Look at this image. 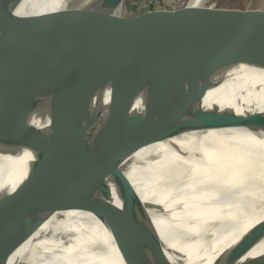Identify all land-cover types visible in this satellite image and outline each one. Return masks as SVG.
I'll list each match as a JSON object with an SVG mask.
<instances>
[{
  "label": "water",
  "instance_id": "water-1",
  "mask_svg": "<svg viewBox=\"0 0 264 264\" xmlns=\"http://www.w3.org/2000/svg\"><path fill=\"white\" fill-rule=\"evenodd\" d=\"M20 13L21 0H0V142L35 152L25 194L0 195V264L44 222L88 204L80 194L101 175L103 185H135L121 171L139 148L188 130L249 126L264 129V111L238 112L201 102L218 69L241 63L264 67V5L238 6L203 0H88ZM73 33L128 45L145 63L144 73L102 62L116 76L108 100L94 108L80 103L48 110L47 126L33 122L36 92L54 80L78 75L93 87L111 85L96 74L64 68L54 78L42 67ZM199 61H203L199 63ZM35 78H32L33 75ZM119 77V78H118ZM216 83V84H214ZM202 172V163L198 164ZM110 186V185H109ZM255 207L264 203L257 199ZM260 208V207H259ZM264 237V218L214 262L264 264V251L243 255ZM126 264H175L162 240L123 255Z\"/></svg>",
  "mask_w": 264,
  "mask_h": 264
},
{
  "label": "bare ground",
  "instance_id": "bare-ground-1",
  "mask_svg": "<svg viewBox=\"0 0 264 264\" xmlns=\"http://www.w3.org/2000/svg\"><path fill=\"white\" fill-rule=\"evenodd\" d=\"M70 0H21L20 13L69 5ZM203 0H193L200 3ZM264 3V2H263ZM43 70L57 79L76 67L111 85L90 87L78 75L54 80L36 92L33 122L47 126L48 110L108 100L116 76L102 62L144 73L132 47L88 33H73L56 46ZM203 61H199L202 63ZM201 104L238 112L264 111V67L238 64L218 68ZM34 74L32 78H35ZM119 78V77H118ZM214 83V84H216ZM35 152L0 142V195L25 194L32 180ZM202 163V172L198 164ZM121 171L135 185L105 187L101 175L79 196L88 204L47 220L11 255L7 264H126L123 255L162 240L175 264H232L222 257L264 218V129L231 126L188 130L145 145L129 154ZM264 251V237L241 260Z\"/></svg>",
  "mask_w": 264,
  "mask_h": 264
},
{
  "label": "rangeland",
  "instance_id": "rangeland-1",
  "mask_svg": "<svg viewBox=\"0 0 264 264\" xmlns=\"http://www.w3.org/2000/svg\"><path fill=\"white\" fill-rule=\"evenodd\" d=\"M88 0H73L72 3L75 4H81V3H85ZM134 0H126L124 3V7L123 10L126 8V6L128 4H130L131 2H133ZM212 1H216L218 3H226V4H233V5H238V6H260V5H264V0H212ZM128 11V6L127 9ZM125 11V10H124ZM167 244H165L166 246Z\"/></svg>",
  "mask_w": 264,
  "mask_h": 264
}]
</instances>
